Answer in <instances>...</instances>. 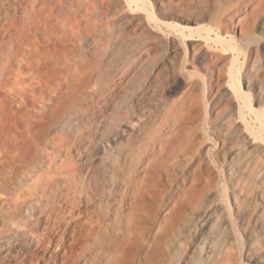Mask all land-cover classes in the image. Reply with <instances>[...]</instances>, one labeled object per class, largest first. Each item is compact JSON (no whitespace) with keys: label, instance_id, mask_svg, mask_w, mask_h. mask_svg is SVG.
Instances as JSON below:
<instances>
[{"label":"bare ground","instance_id":"bare-ground-1","mask_svg":"<svg viewBox=\"0 0 264 264\" xmlns=\"http://www.w3.org/2000/svg\"><path fill=\"white\" fill-rule=\"evenodd\" d=\"M94 1L96 11L105 9L104 0ZM88 5L83 0H0V119L17 116L21 126L37 130L39 141L15 179L0 174V264H168L190 212L214 187V176L205 177L200 164L179 165L195 145L197 108L185 100L164 102L158 76L126 89L143 61L139 51L130 48L138 40L127 42L116 25L103 33L97 19L81 27L85 16H68ZM156 7L162 20L175 15L161 2ZM235 11L252 57L258 39L252 28L256 25L264 32V0H241ZM174 25L176 33L169 36L148 24L141 34L145 43H159L180 56L184 42L178 29L183 27ZM234 34L233 30L220 38L233 50ZM85 37L93 44L92 62L70 44L80 45ZM116 50L130 55L116 57ZM190 50L211 60L222 57L207 53L201 43L190 44ZM108 65L113 71L105 70ZM28 101L35 105L34 112ZM108 111L112 115H105ZM98 114L102 120L92 133L82 118L91 125ZM78 118L74 138L63 145L55 135L56 125ZM96 138L116 142V156L91 157L86 176L93 186L84 188L83 168L70 170L60 160ZM229 153L235 158L241 149L232 145ZM223 167L228 175L233 171L231 163ZM257 195L262 199L260 191ZM211 197L198 219L211 233L212 224L205 219L214 217L229 247L236 235L228 205L219 190H212ZM159 210L168 212L159 215ZM238 212L243 214L240 207ZM262 213L256 212L255 222ZM158 216L166 223L151 245L150 227ZM202 238L209 241L210 234ZM249 249L264 252V246L249 244ZM251 257L252 264H264V253ZM177 264L187 263L181 258ZM221 264L234 261L226 254Z\"/></svg>","mask_w":264,"mask_h":264},{"label":"rangeland","instance_id":"rangeland-1","mask_svg":"<svg viewBox=\"0 0 264 264\" xmlns=\"http://www.w3.org/2000/svg\"><path fill=\"white\" fill-rule=\"evenodd\" d=\"M83 1L89 5L68 13L71 18H78L79 15L86 17L79 21L81 27L97 19L103 33L116 25V32L122 34L127 42L130 43L131 39H137L136 44L141 42L140 46L130 43V48L135 50L133 53L139 51L138 55L143 61L136 74L130 77L126 89L143 79L158 76L164 85L161 94L164 102L185 100L197 108L194 117L195 145L191 156L179 159V165L184 168L200 164L205 177L214 176V187L201 197L190 212L188 223L182 228L181 241L174 244L167 263L177 264V260L183 258L187 264H221L227 254L234 264H252L251 256L264 253L263 250L249 249V244H253L254 248L264 246V32L256 25L252 28V33L258 39L254 42L255 52L250 57L246 51L248 36L241 34V16L235 11L241 0H104L105 9L99 11L95 10L94 0ZM159 2L175 15L166 20L160 19L156 7ZM107 12L109 16H106ZM181 17L187 20H182ZM175 22L183 27L178 29L184 42L180 56L159 43H145L141 27L147 24L152 28L161 27L164 34L169 36L176 33ZM233 30L236 31L234 36L237 40L235 50L229 47V43L220 40ZM205 35L208 37L203 39L202 36ZM84 39L80 45L76 41H71L70 44H74L76 51L83 53L86 61L92 62L95 58L93 44L87 41L90 37ZM193 43H201L207 53L217 52L222 57L211 60L198 53L192 54L190 44ZM129 55L128 52L116 50V57ZM174 67L175 77L172 75ZM53 70L58 72L57 69ZM105 70L111 72L113 66L108 65ZM192 82H197L198 86H190ZM27 106L34 112L35 105L31 101H28ZM38 112L39 107L35 113L38 115ZM109 113L112 115L113 112L108 111L105 115ZM97 117L91 121V125L82 118V122L88 124L92 133L102 120L99 114ZM79 123L78 118L73 123L56 125L55 135L61 137L62 144L65 139L74 138L73 124ZM47 124L54 125L50 121ZM36 131L34 128L21 126L17 116L2 115L0 174L13 180L23 170L26 160L37 150L39 141ZM96 139L93 142L87 141L86 147L79 151H69L66 158L60 160L70 170L83 168L84 188L93 186L92 180L86 176L88 160L91 157L99 160L116 156V142L105 138ZM232 145L241 149L238 157L232 158L229 153ZM227 163L233 165V171L229 175L223 167ZM174 173L177 174V170ZM214 189L219 190L225 199L233 222L236 240L229 247L214 217L205 219L212 224L211 233L198 219L199 212L211 203V192ZM257 191L263 194L262 199ZM239 207L243 214H237ZM260 210L263 213L255 222V214ZM158 212L159 215L162 212L165 215L168 210ZM161 217L158 216L155 225L150 227L151 245L159 229L166 223ZM207 234H210V239L204 242L202 237ZM60 260L61 257L58 258Z\"/></svg>","mask_w":264,"mask_h":264}]
</instances>
